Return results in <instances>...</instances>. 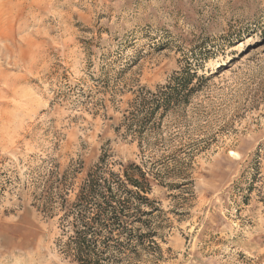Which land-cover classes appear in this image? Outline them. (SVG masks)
<instances>
[{
	"label": "rangeland",
	"instance_id": "rangeland-1",
	"mask_svg": "<svg viewBox=\"0 0 264 264\" xmlns=\"http://www.w3.org/2000/svg\"><path fill=\"white\" fill-rule=\"evenodd\" d=\"M184 67L202 79L140 146L133 90ZM102 153L161 171L160 264H264V0H0V264H76L36 205Z\"/></svg>",
	"mask_w": 264,
	"mask_h": 264
},
{
	"label": "trees",
	"instance_id": "trees-1",
	"mask_svg": "<svg viewBox=\"0 0 264 264\" xmlns=\"http://www.w3.org/2000/svg\"><path fill=\"white\" fill-rule=\"evenodd\" d=\"M194 78L198 77L190 67H184L154 91L133 90L122 120L125 133L142 146L156 124L188 101L195 91ZM160 174L135 163L119 164L114 171L102 153L72 199L66 198L60 181H46L36 208L46 217L58 216L62 233L58 246L76 264H160L168 221L150 198L153 187L162 182ZM257 176L255 172L244 189V203Z\"/></svg>",
	"mask_w": 264,
	"mask_h": 264
}]
</instances>
